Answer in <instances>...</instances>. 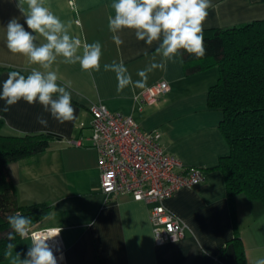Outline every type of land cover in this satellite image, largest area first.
I'll list each match as a JSON object with an SVG mask.
<instances>
[{
  "label": "crops",
  "instance_id": "1",
  "mask_svg": "<svg viewBox=\"0 0 264 264\" xmlns=\"http://www.w3.org/2000/svg\"><path fill=\"white\" fill-rule=\"evenodd\" d=\"M47 0L46 6L63 22H71L70 34L83 43L102 45L100 70L91 73L79 64H65L59 57L53 65L63 80H70L75 119L63 124L45 112L42 105L21 100L4 112L0 100V131L5 135L25 133L56 134L58 139L31 159L6 165L20 205L46 203L50 210L37 228L59 230L61 251L54 254L57 264H237L233 242V223L228 209L224 180L218 169L220 157L229 153L219 124L222 112L208 105V89L218 76L216 65L186 74L180 54L167 61L164 69L147 73L143 88L130 85L117 92L115 72L104 65L123 62L132 80L141 78L159 42L147 45L135 31L117 33V45L109 31L114 16V0ZM18 0H0V91L10 71L27 76L31 68L27 58L6 47V26L17 18L25 30ZM204 29L229 27L264 18V0H212ZM26 7V5H25ZM43 38L37 43H43ZM147 53V55L145 54ZM162 57L156 56V63ZM164 80L169 89L155 102L143 104L136 95L146 87ZM101 103L111 111L130 115L143 131L159 135L163 149L187 167L204 171V180L177 190L164 201L167 210L186 226L184 236L174 242L156 244L149 217L150 205L129 194L105 196L99 185L96 150L89 145L90 107ZM43 115L47 127L37 122ZM81 139V145L70 139ZM235 222L247 264L264 259V205L240 193L235 198ZM30 236L19 239L11 255L5 251L0 264H19L31 247ZM19 254V255H18Z\"/></svg>",
  "mask_w": 264,
  "mask_h": 264
},
{
  "label": "clouds",
  "instance_id": "2",
  "mask_svg": "<svg viewBox=\"0 0 264 264\" xmlns=\"http://www.w3.org/2000/svg\"><path fill=\"white\" fill-rule=\"evenodd\" d=\"M46 3L47 0H18L17 7L31 31L25 30L17 18H12L6 26V47L14 54L26 57L30 65L38 67L31 68L27 76L15 70L8 72L2 84L0 100L5 101L4 112L21 100L29 105L39 102L45 112H50L56 121L63 124L75 119L71 93L67 90L72 87V82L58 83L63 77L53 69V65L62 57L63 63H78L83 71H99L102 45L99 41L82 44L79 37L70 34L71 22L61 21ZM111 7L114 16L109 17L108 27L117 45L123 43L117 34L123 29L134 30L137 40L147 45L159 42L151 57L153 62L137 73L141 80L134 82L122 61L104 65L106 71L115 72L118 93L130 85L143 88L148 72L164 69L166 62H175L174 58L181 52L196 57L205 56L204 22L208 9L214 7L212 0H114ZM40 38L44 42L38 44ZM156 56L162 57V61L156 63ZM37 122L44 127L48 125L43 115L37 117ZM7 219L12 231L8 234L10 242L6 254L11 255L16 247L11 243L15 240L13 233L21 239L28 237L32 219L19 212ZM47 240L33 239L26 258L19 264H57ZM13 264H16L15 260ZM256 264H264V259H258Z\"/></svg>",
  "mask_w": 264,
  "mask_h": 264
},
{
  "label": "trees",
  "instance_id": "3",
  "mask_svg": "<svg viewBox=\"0 0 264 264\" xmlns=\"http://www.w3.org/2000/svg\"><path fill=\"white\" fill-rule=\"evenodd\" d=\"M204 57L180 56L186 74L216 65L218 76L208 89V105L222 112L219 127L229 153L218 160L233 223L237 264H247L235 222V198L244 194L264 205V18L229 27L204 29ZM2 121L0 120V128ZM58 139L53 133L5 135L0 131V262L12 231L8 216L19 212L38 224L49 213L46 203L18 204L6 165L31 159ZM15 235V244L19 235Z\"/></svg>",
  "mask_w": 264,
  "mask_h": 264
},
{
  "label": "built area",
  "instance_id": "4",
  "mask_svg": "<svg viewBox=\"0 0 264 264\" xmlns=\"http://www.w3.org/2000/svg\"><path fill=\"white\" fill-rule=\"evenodd\" d=\"M68 3L72 6L73 1ZM169 85L160 80L136 95L141 107L165 93ZM89 145L96 150L100 190L105 196L129 194L150 205L149 217L154 242L163 244L181 239L185 224L166 209L164 201L177 190L192 187L204 180V171L187 167L167 153L159 135L143 131L127 114L111 111L98 103L90 107ZM81 137L68 142L81 145ZM55 227H30L31 239H48L50 249L61 247ZM58 234V235H57ZM45 235V237H43Z\"/></svg>",
  "mask_w": 264,
  "mask_h": 264
},
{
  "label": "water",
  "instance_id": "5",
  "mask_svg": "<svg viewBox=\"0 0 264 264\" xmlns=\"http://www.w3.org/2000/svg\"><path fill=\"white\" fill-rule=\"evenodd\" d=\"M61 248H62V246L61 247H54V248H51V250H52L53 254H56V253L61 251Z\"/></svg>",
  "mask_w": 264,
  "mask_h": 264
},
{
  "label": "rangeland",
  "instance_id": "6",
  "mask_svg": "<svg viewBox=\"0 0 264 264\" xmlns=\"http://www.w3.org/2000/svg\"><path fill=\"white\" fill-rule=\"evenodd\" d=\"M39 224V223H38ZM38 226V225H37ZM37 226L36 225H33V226H31V227H33V228H37Z\"/></svg>",
  "mask_w": 264,
  "mask_h": 264
},
{
  "label": "bare ground",
  "instance_id": "7",
  "mask_svg": "<svg viewBox=\"0 0 264 264\" xmlns=\"http://www.w3.org/2000/svg\"><path fill=\"white\" fill-rule=\"evenodd\" d=\"M43 237H45V235H43Z\"/></svg>",
  "mask_w": 264,
  "mask_h": 264
}]
</instances>
